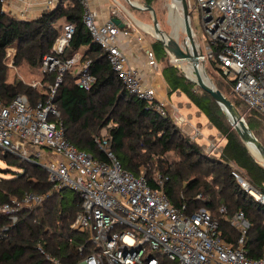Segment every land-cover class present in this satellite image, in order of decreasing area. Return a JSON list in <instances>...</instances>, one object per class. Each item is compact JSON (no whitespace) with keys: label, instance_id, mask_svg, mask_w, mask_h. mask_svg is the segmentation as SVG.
I'll return each mask as SVG.
<instances>
[{"label":"trees","instance_id":"trees-1","mask_svg":"<svg viewBox=\"0 0 264 264\" xmlns=\"http://www.w3.org/2000/svg\"><path fill=\"white\" fill-rule=\"evenodd\" d=\"M144 1L150 5L152 0ZM82 14L77 0H58L55 8L31 19L9 14L0 2V101L7 104L15 95L24 93L34 104L39 98L44 99L46 91L45 87L34 88L20 79L8 81L6 47L15 49L14 65L40 67L63 24L72 23L74 32L61 57L82 50V58L90 60L89 69L95 81L89 88H81L75 84V70H67L56 89L53 102L60 111L68 141L93 157L104 159L106 155L94 138L102 126L111 122L108 132L112 136V152L123 168L136 176L142 173L149 185L161 189L173 205L184 204L187 214L201 206L209 209L218 219L217 234L232 246L236 245L239 232L230 225L229 217L242 210L250 222L245 251L250 257L260 256L264 246V205L246 193L233 171L264 191V166L237 135L231 119L209 93L168 62V51L160 39L150 43L167 92L183 93L223 136L219 154H208L169 115L159 114L125 88L111 68L106 52L82 22ZM203 64L219 75L214 60ZM56 74H43L45 85L53 83ZM219 77L216 87L236 107L243 104L248 109L247 125L263 144L264 114L248 107L232 92L231 81ZM228 91L234 97L228 96ZM0 160L11 174L0 176V204L20 199L24 192L44 195L40 204L21 210L15 223L0 211V264H55L53 259L60 264H77L91 251L89 242L85 243L87 233L71 227L81 205L78 191L69 187L52 189L43 167L2 148ZM222 205L226 212L219 211ZM162 261L173 264L166 259Z\"/></svg>","mask_w":264,"mask_h":264},{"label":"built area","instance_id":"built-area-1","mask_svg":"<svg viewBox=\"0 0 264 264\" xmlns=\"http://www.w3.org/2000/svg\"><path fill=\"white\" fill-rule=\"evenodd\" d=\"M77 1L83 8L82 22L106 52L125 88L146 106L167 115L166 101L157 96L156 88L145 82V72L130 64L120 48L118 36L121 32L127 34V29L122 30L110 17L100 19L91 0ZM0 2L4 10L10 5L9 0ZM45 3L50 10L54 0ZM187 6L189 24L191 14L197 11L205 36L204 54L192 31L196 50L201 52L198 62L214 60L219 75L231 81L232 92L248 107L264 114V0H187ZM73 32L74 25L64 23L41 61L42 75L57 73L54 82L31 84L34 88L45 87L44 99L32 104L26 94L19 93L7 104L0 101V148L43 167L52 189L69 187L78 191L81 205L71 227L87 233L85 243L89 242L91 251L77 264H164L162 259L173 264H264V246L258 257H250L245 251L250 222L242 210L229 217L230 225L239 232L232 246L217 234L218 219L209 209L201 206L187 214L184 204L173 205L161 189L149 185L142 173L136 176L123 168L112 152L109 132L94 138L106 155L104 159L68 141L60 111L53 102L56 89L67 70L75 69V84L81 88H89L95 81L89 59L80 61L78 52L61 57ZM146 56L148 65L157 70L159 63L150 48ZM14 57V48L6 47L8 66ZM190 132L193 137H201L197 127ZM221 148L214 137L204 146L212 153H219ZM233 174L246 193L264 205V191L254 188L238 172ZM43 199V194L24 192L20 199L0 204V211L15 223L21 210H30ZM219 211L226 212L225 206Z\"/></svg>","mask_w":264,"mask_h":264},{"label":"rangeland","instance_id":"rangeland-1","mask_svg":"<svg viewBox=\"0 0 264 264\" xmlns=\"http://www.w3.org/2000/svg\"><path fill=\"white\" fill-rule=\"evenodd\" d=\"M33 1L35 0H9L10 4L11 2L12 4L14 3V5H17L16 7H21V10H15L14 12H12L11 9L8 8L10 5H8L6 7V11L11 15L27 16L29 11L25 7L29 5L32 6ZM110 1L112 3V6L115 9H117L116 13L117 14L121 13L123 17L127 19L130 26L133 29H137L141 33L143 39H145L146 42L151 43L153 40L158 38L156 37L158 35L156 34L154 27H153V18H154L153 12L146 8L144 0H130L132 3H134L133 5L129 2V0H110ZM103 2L104 0H100L101 4H103ZM57 5H58V0H54V5L52 6L51 9L55 8ZM150 5L152 6L154 10V14L157 19L158 28L163 32V35H161L160 37H162L163 39H165V37L166 39L173 38L178 42V44L183 49L186 50L187 48V50L191 52L193 48H192V45L190 44V41L187 38V34L185 31V24L183 23L184 17H183L182 1L181 0H152ZM33 6L35 7L36 5H33ZM136 6H140L143 8H137ZM39 7H41L40 9H42L43 7L44 10H47L45 0H44V3L39 4ZM129 14H131V16ZM181 17L183 18V20L182 19L178 20ZM137 20H139L143 24H146L148 27H153L154 32L152 31V28L147 29L145 26L138 23ZM190 27L192 28L196 45H198V47H200L202 52H204L205 54L206 53L205 36H204L203 30L200 24V19H199V15L197 11L196 13L191 14ZM81 51L82 50H79L80 61H83L85 59L82 58ZM163 62H165V59L163 60ZM168 62L176 65L179 68V70L187 76L186 68H187V65L191 63L190 60L175 59V57L171 53L168 52ZM199 64L203 68L204 75L216 87V83L220 79L219 75L213 70H207L202 63L198 62V65ZM8 67H9L8 81H12L14 79H20L23 82L28 83L30 85L36 81H41L40 82L41 85H44L45 83V81L42 79L40 67L30 68L24 63L19 64V65L12 64ZM194 74H195V71H194ZM193 76L196 77V75H193ZM226 94L228 96H233L230 91L226 92ZM170 99H171V102H173L174 104L167 105V109H168L167 115H169L171 120H173L177 125H179L182 128L183 132L187 136L189 135L188 137H190L192 141L198 143L202 147L203 150H204V147L202 145L203 144L209 145L211 137H214L217 140L218 145H221L222 143H224L223 136H221L220 132L210 124L209 120L206 118L204 114L199 113L200 115L196 116L195 113L196 111L198 112V109L191 102H190L191 107L188 108L186 106L185 103L188 102L189 99L184 94H181L179 97H177L175 94L172 93L170 95ZM179 102H181V104H178ZM236 108L238 109L239 113L241 114L245 122L247 123L246 114L248 112V109L243 104H241L240 107H236ZM187 113L192 114V118L190 120V123L192 125L197 126V124L199 123L198 125L200 126L199 127L197 126V129L200 131V133H202L203 135L202 138L200 136L198 137V135L194 137L191 136L190 130L195 127L185 126V123H187L186 122ZM178 118H181V119H178ZM111 124L112 123L110 122L108 125L102 126L97 135L107 133L108 126H110ZM209 135H212V136H209ZM261 139L263 140V144H264V132L261 135ZM248 148L250 150V147ZM252 148L258 154L255 148L254 147ZM206 152L212 156L214 154L215 155L219 154V153H212L210 151H206ZM7 168L8 167L0 160V176H10L11 175L10 172H7L5 170Z\"/></svg>","mask_w":264,"mask_h":264},{"label":"crops","instance_id":"crops-1","mask_svg":"<svg viewBox=\"0 0 264 264\" xmlns=\"http://www.w3.org/2000/svg\"><path fill=\"white\" fill-rule=\"evenodd\" d=\"M91 1H92V6L98 10L100 14V19H105L107 17H110V18L117 17L125 23L123 27H120L118 25L122 30L127 29V34H123L121 32L118 36L120 48L128 57L130 64L141 68L145 72L144 80L146 83L156 88L157 96L160 99L165 100L167 105L168 104L173 105L174 103L171 102V99H170V95L172 93L169 94L167 92L166 83L161 74L160 64L158 65V69L154 70L147 63L146 51L147 49L150 48V43L146 42L145 39H143L141 33L137 29H133L130 25H129L130 27L127 26L129 22L127 21V19L123 17L121 13H118V14L116 13L117 9H115L112 6V3L110 0H104L103 4L100 3V0H91ZM41 3H44V0H41V1L35 0L33 1V5H36L35 7L33 5L32 6L29 5L25 7L29 11L27 16H24V15L23 16L14 15V16L19 17V18H27V19L34 18L37 15H39L42 11H44L43 7L42 9H40L41 7H39V4ZM16 6L17 5H14V3L12 4L11 2L8 8L11 9L12 12H14L15 10H21V7H16ZM173 94L179 97L183 93L179 91H175L173 92ZM178 104H181V102H179ZM185 104L188 108L191 107L190 101L186 102ZM199 113H200L199 111L198 112L196 111L195 115L199 116L200 115ZM191 118H192V114L187 113V118H186L187 123H185V126L187 127H197L198 126L199 127L200 126L198 125L199 123L197 124V126L192 125L190 123ZM209 136H212V135H209ZM202 137L203 135L201 133V138ZM202 146L204 147L205 144H203Z\"/></svg>","mask_w":264,"mask_h":264},{"label":"water","instance_id":"water-1","mask_svg":"<svg viewBox=\"0 0 264 264\" xmlns=\"http://www.w3.org/2000/svg\"><path fill=\"white\" fill-rule=\"evenodd\" d=\"M182 1V7H183V17H184V24H185V31L187 34V38L190 41L192 45V52L190 53L187 49H183L178 42L173 39V38H168V39H163L159 37L164 44L165 48L169 53H171L175 59H188L191 61V63L195 67V74H196V79H190L198 84V86L209 93L211 98L218 103L221 108L224 110L226 115L231 119L232 122V127L235 129L237 135L240 137V139L243 141V143L249 147L251 145L252 147L255 148V150L258 152V154L261 157V160L263 163L260 162L264 166V145L262 142L254 135L253 131L249 128L241 114L239 113L238 109L236 106L231 102V100L222 93L217 87L214 86L212 82L209 81V79L204 75H201L200 72L197 69L198 66V55L201 54V52H197L196 47H195V42L193 39L192 35V30L188 21V15H189V10L187 6L186 0H181ZM129 2L133 5L130 0ZM147 9L153 12V27L156 33L159 35H163V32L158 28L157 25V19L154 14V10L151 5H145ZM137 8H143L140 6H136ZM112 20L118 24L120 27L124 26V22L120 20L117 17H112ZM249 149V148H248Z\"/></svg>","mask_w":264,"mask_h":264},{"label":"bare ground","instance_id":"bare-ground-1","mask_svg":"<svg viewBox=\"0 0 264 264\" xmlns=\"http://www.w3.org/2000/svg\"><path fill=\"white\" fill-rule=\"evenodd\" d=\"M130 16H131V14H129ZM183 20V18L181 17V18H179L178 20ZM138 21V23H140L141 25H143V26H145L147 29H151L152 28V31H153V27H148L146 24H143L142 22H140L139 20H137ZM177 22V21H176ZM183 23H184V21H183ZM175 31V30H174ZM154 32V31H153ZM158 36H156V37H160L161 35H159L158 33H156ZM162 38V37H161ZM165 39H166V37H165ZM191 44V43H190ZM186 48V47H185ZM187 49V48H186ZM189 51V50H188ZM190 52V51H189ZM192 52V51H191ZM190 52V53H191ZM184 62V61H183ZM184 64V63H183ZM197 69H198V71L200 72V74L201 75H203L204 76V72H203V68H202V66L199 64L198 66H197ZM196 69H195V67H194V65L192 64V63H190L189 65H187V68H186V74H187V76L189 77V78H191V79H196V77H194L193 75H196V74H194V71H195ZM250 147V152L252 153V155L259 161V162H261V163H263V161L261 160V158H260V156L253 150V148L251 147V146H249Z\"/></svg>","mask_w":264,"mask_h":264}]
</instances>
